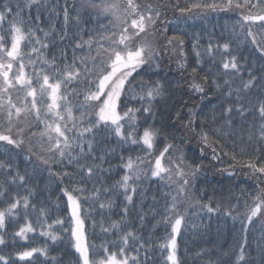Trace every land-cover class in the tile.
<instances>
[{
	"label": "snow or ice",
	"instance_id": "6c2138e0",
	"mask_svg": "<svg viewBox=\"0 0 264 264\" xmlns=\"http://www.w3.org/2000/svg\"><path fill=\"white\" fill-rule=\"evenodd\" d=\"M42 7L48 11L47 30L32 26L34 21L41 19L39 14L32 16V9ZM192 7L213 11L222 7L240 9V31L246 40L250 38L254 50L259 52L257 61L260 67L254 69L253 64L246 62L238 46L232 49L228 42L215 46L209 42L204 53L211 56L215 50L220 60L216 62L214 57L213 60L223 71L211 81L205 76L196 82L194 74L197 69L192 68L188 91L201 100L208 96L209 91L223 98L219 104V116L212 117L213 124L217 126L208 127L200 121L203 109L198 113L194 108H188L183 114L177 112L175 120L169 116L167 126L175 128L176 123H183L185 130L203 146L201 151L204 147L211 148L212 158L219 159L217 147L220 140L237 135L234 125L238 123L236 117H239L243 121L239 131L241 142L247 136L250 144L261 146L256 151H264V32L257 40L251 27H245V24L259 21L264 28V0H227L226 5L206 2ZM181 11H191V8ZM25 16L28 17L27 23ZM61 16V40L67 36L70 26L75 27L77 33L88 35L89 39L84 40L74 34L75 43L72 44L70 58L68 50L62 49L58 56L48 59L41 50L48 49L49 43L54 45V40L46 41L57 32L55 21ZM160 16L159 9L150 4L141 6L138 0H63L62 4L53 5L45 4L44 0H21L15 4L3 0L0 3V142L21 149L16 156L23 155L24 160L32 164L31 171L25 167L22 172L11 155L7 160L0 161V205H3L0 207V246L7 245L5 237L10 226L17 229L12 233L13 242L17 237L27 240L28 234L35 233L37 228L41 229L40 235L53 242L60 239L55 226L63 225L64 221L57 218L48 223L47 208H37V203L47 189V184L43 188L40 186L42 180L46 179L49 184H64L67 181L69 187L61 191L67 196L74 222L70 231L74 240L72 247L79 254L77 264H129V261L139 264L138 256L127 255L131 247L129 241L139 243L134 231L129 230L131 225L127 217L136 210V216L143 223L146 218L144 201L149 191L143 187V182L158 178V181L166 182L168 191L160 197L162 206L153 195L149 210L152 219L160 216V222L171 227V234L161 247L168 250L167 261L178 264L176 236L184 221L181 213L188 201L190 177H194L199 169L185 164L184 153L175 143V137L167 131L165 123L155 119L154 101L158 103L157 98L164 94L165 88L152 77L158 75L159 61L165 49L173 46L174 42L180 46L179 56L184 57L183 61L178 57L181 70L185 68L187 59L182 49V38L173 36L166 43L159 44L153 39ZM91 24L95 25L92 30L83 27ZM22 45L29 49L28 53L22 51ZM198 47V43L193 45L197 64H200L201 53L196 51ZM221 48L223 52L219 51ZM78 52L81 54L79 57ZM33 54L36 55L35 61ZM25 55L33 65L38 88L33 87V79L25 72ZM14 66L18 68L16 72H13ZM133 73L141 77L139 82ZM245 73L247 79L244 78ZM81 84L84 90L78 93L75 89ZM68 85L74 86L72 96L83 98L84 104L75 108L80 113L79 117L68 101L67 87H64ZM17 86L18 91H24L22 104L14 103L11 97L10 90ZM129 91H132L131 99L137 100L140 107H129L127 100L122 99ZM252 96L256 97L254 102L250 99ZM89 110L94 119H87ZM109 137H115L116 144L121 148L118 156L120 163L116 167L123 174L114 183L108 182L112 179L110 173L113 167L109 157L116 152L109 145ZM180 143L184 140L181 139ZM125 152L137 154L135 157L125 156ZM232 159L236 157L233 155ZM56 166H59L58 170ZM246 166L264 176V165L249 162ZM73 184L78 186L72 187ZM20 189L26 195L21 196ZM32 197L37 198L36 202L30 199ZM120 197L123 198V205L119 219L109 220L105 226V210L111 211ZM137 199L140 201L139 209ZM82 201L87 202L90 208L98 209L102 218L99 227L103 233L113 229L120 233V243L113 245L118 248L117 252H109L99 260L90 257L84 233L87 217H81ZM203 207L210 213L214 211L211 205ZM246 209L242 226L252 225L257 217L264 219V188H260ZM30 214L34 215V221L29 219ZM93 224L95 226L96 222L93 221ZM140 248H144L143 243H140ZM239 248L237 264L241 261L256 264L250 254L246 256L242 245ZM257 248L259 264H264V235L258 240ZM132 250L139 251L135 247ZM36 252L47 255L45 249L30 248L18 252L17 256L25 260ZM0 264H14V261L10 255L0 254Z\"/></svg>",
	"mask_w": 264,
	"mask_h": 264
},
{
	"label": "trees",
	"instance_id": "16d2710c",
	"mask_svg": "<svg viewBox=\"0 0 264 264\" xmlns=\"http://www.w3.org/2000/svg\"><path fill=\"white\" fill-rule=\"evenodd\" d=\"M138 0L143 5H152L153 8L159 9L161 12L160 19L156 26V33L153 39L159 44L165 42L173 37L178 36L183 39V52L186 54L185 68L181 70L178 67V57L181 61L184 57H180V46H169L164 51V55L159 61L160 67L157 70L158 75H154L152 79L159 80L164 85L165 92L161 97H158V103L154 101L155 111L157 112L156 120L168 125V117L175 120L176 113L183 114L187 112L188 108H194L198 113L203 109V115L199 116V120L205 122L208 127L217 126L213 124V115L219 116V104L221 99L213 91L203 100L196 94L188 91V85L193 75L192 68L197 71L194 74L197 78L196 82L208 76L209 81L217 78L222 73L223 69L218 67L217 63L220 60V55L214 50L212 55L204 53V48L211 42L214 46L223 45L228 42L232 49L239 47V53H242L245 61L253 64L254 69L260 67L257 61L259 52L254 50V46L250 43V38L245 39L241 33L239 24L241 22V10L235 7L230 9L222 7L215 11L203 8H193L194 4H203L215 2L226 5L227 0ZM3 0H0L2 3ZM11 3H19L21 0H10ZM45 4L53 5L54 3H63V0H44ZM191 8V11H181V9ZM40 15L39 21H34L32 26H39L48 29V11L45 8L32 9V16ZM27 23L28 17H24ZM57 24V32L53 33L47 38L46 42L55 41L54 45L49 43L48 49H42L43 56L51 59L53 55H59L62 49L68 50V56L71 57L72 44L75 43L74 34L82 36L84 40H88L89 36L83 32L77 33L75 27L70 26L67 36L61 40L59 35L60 26L62 25L61 18L55 21ZM87 30L95 28L94 24L83 26ZM245 27H251V30L256 34L257 40L260 39V33L264 32L261 28L260 22L255 21L245 24ZM42 36V33H38ZM199 47L196 51L201 53L200 64H197V56L193 50V45L197 44ZM39 47V46H37ZM22 51L28 53L29 49L22 45ZM223 52L221 48L219 50ZM81 55L79 52L77 56ZM27 64L29 63L28 55ZM215 58V61L213 60ZM32 58L36 60V55ZM243 62V61H242ZM38 63V62H37ZM26 64L28 71L27 75L34 81L33 87H39L35 82L36 77L33 75V65ZM258 74V73H257ZM136 76V73H133ZM227 79V77H224ZM247 79V74L244 76ZM131 79V78H130ZM141 80L140 76H136V81ZM68 101L73 106L74 113L79 117L80 113L75 111L76 106L84 104L83 98L80 95L72 96L74 86L68 85ZM62 87V91L64 90ZM19 86L11 89L12 100L19 101L14 103L22 104L24 98V91H18ZM78 93L83 92L84 85L81 84ZM139 92V89H135ZM132 91L125 94L122 99L127 100L128 106L133 108L140 107L137 100L131 99ZM29 100L31 98H28ZM254 102L255 96L250 97ZM98 103V102H93ZM187 105V108L185 107ZM83 111L84 109L81 108ZM87 119H94L89 110ZM238 123L234 125L237 132L236 136H225L220 140V146L217 147V155L219 159L212 158V149L204 147L201 151L202 145L198 140L193 138L185 128L183 123H176L175 128L167 126V131L175 137V143L179 145V150L184 153L185 163L191 165L193 168L198 167V171L194 177L190 178V191L188 194V201L184 205V211L181 213L184 216V221L181 224L180 232L176 236L177 241V258L178 264H237L236 256L240 251L239 246L242 245L246 249L247 254L255 259L256 264H259V250L257 242L264 235V221L258 217L252 225L242 226L244 213L246 212V205L252 203L253 197L260 190L264 188V176L259 173H254L253 170L246 165L249 162L264 165V151H256L261 148L258 144H250L247 141V136L244 137V142H241L239 135L240 128L243 121L236 117ZM251 119V118H249ZM41 125V129H42ZM199 131V129H197ZM39 132V130H37ZM88 135V134H86ZM109 145L116 149V152L109 157L112 163V172L110 173L112 179L109 183H114L119 179L122 172H119L117 165L120 161L118 156L121 148L116 144L115 137H109ZM181 139L184 143H180ZM169 142H172L171 140ZM162 147V145H157ZM222 148V150H221ZM21 149H15L13 146L5 145L0 142V161H5L11 155L14 161L19 165L23 172L25 167L31 171L32 164L24 160V156H16ZM136 152H125L124 155L136 156ZM236 159L233 160L232 156ZM36 164L40 167L39 162ZM107 167V165H105ZM59 166H56V170ZM47 174L45 173V176ZM47 184V189L39 196V203L37 208L44 206L48 210L50 219L47 221L51 223L53 220L60 218L64 221L63 225H56L55 232L60 237L56 242L51 241L47 236L40 235L41 229L37 228L35 233H29L28 239L23 240L19 237L12 241V233L16 231V227L10 226L7 229L8 235L5 237L7 241L6 246H0V254L10 255L14 264H77L79 254L76 253L72 244L74 243L71 237V228L74 227L70 215V207L67 203V196L61 191L62 188L69 187L67 181L64 184L58 182L48 183L47 180H42L40 186L43 188ZM166 182L158 181L153 178L143 182V187L149 189L148 197L144 201L143 211L146 218L141 223L136 216V210L127 217V222L131 225L129 230L134 231L139 243L129 241V250L127 255L138 256L139 264H170L166 257L168 250L162 248L161 245L166 243L171 234V227L165 223H161V217L156 216L152 219V212L149 210L152 207V196L155 195L160 205L163 200L160 197L168 191L165 186ZM78 185L73 184L72 187ZM87 187H91L88 185ZM159 189V191H158ZM20 195H26L23 189L19 190ZM76 195V193H73ZM33 202L37 198L32 197ZM134 199H136L134 197ZM192 203L193 205H189ZM123 205V198L116 199V202L111 209L104 212V224L107 226L109 220L119 219L121 207ZM203 205H211L213 212H208ZM3 207V205H0ZM140 207V201L137 199V209ZM218 209V210H215ZM231 214H227L228 212ZM81 217H87L84 222V233L86 243L89 245L90 257L93 259H103L109 252H117L118 248L113 245L120 243V233L115 229L108 233H103L99 227L101 216L98 214L96 207H89L87 202L82 201ZM29 219L34 221V215L29 216ZM93 221L96 222L94 226ZM174 222V221H173ZM15 223V222H13ZM22 224L23 221H20ZM245 227L247 230H245ZM68 229V231H65ZM45 230H47L45 228ZM246 241V243H245ZM140 243L144 244V248H140ZM139 249L138 252L133 251L132 248ZM30 248L45 249L47 255H41L40 252L34 253L31 258L20 260L17 253L28 250ZM108 249V252H105ZM131 264V261H129ZM239 264H244L243 261Z\"/></svg>",
	"mask_w": 264,
	"mask_h": 264
},
{
	"label": "rangeland",
	"instance_id": "374dc122",
	"mask_svg": "<svg viewBox=\"0 0 264 264\" xmlns=\"http://www.w3.org/2000/svg\"><path fill=\"white\" fill-rule=\"evenodd\" d=\"M219 1H220V2H223V1H221V0H219ZM152 5H155V4H152ZM193 8H194V7H193ZM16 101H19V99H17ZM16 101L13 100V102H16ZM92 103H93V102H92ZM98 103H99V102H98ZM185 164H186V163H185ZM190 178H191V177H190ZM189 205L191 206V205H193V204L190 203ZM70 215H71V209H70ZM71 218H72V217H71ZM258 218H259V217H258ZM259 219H260V218H259ZM260 220L264 221V219H260ZM72 221H73V220H72ZM73 225H74V222H73Z\"/></svg>",
	"mask_w": 264,
	"mask_h": 264
}]
</instances>
